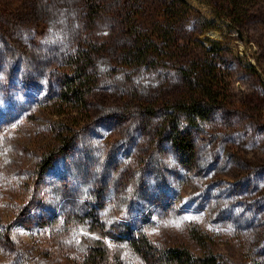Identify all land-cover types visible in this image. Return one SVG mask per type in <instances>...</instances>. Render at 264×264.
I'll return each instance as SVG.
<instances>
[{
    "label": "rangeland",
    "instance_id": "374dc122",
    "mask_svg": "<svg viewBox=\"0 0 264 264\" xmlns=\"http://www.w3.org/2000/svg\"><path fill=\"white\" fill-rule=\"evenodd\" d=\"M185 1L157 36L165 0H0V264H156L173 248L264 264V0ZM91 5L114 14L89 22ZM124 15L158 37L156 66L123 60ZM73 53L96 74L74 118L56 115ZM200 63L221 99L190 124L167 109ZM185 131L192 157L172 143Z\"/></svg>",
    "mask_w": 264,
    "mask_h": 264
},
{
    "label": "trees",
    "instance_id": "16d2710c",
    "mask_svg": "<svg viewBox=\"0 0 264 264\" xmlns=\"http://www.w3.org/2000/svg\"><path fill=\"white\" fill-rule=\"evenodd\" d=\"M120 1L126 2V0ZM226 8L228 11H232L234 9V2L229 1ZM188 9L189 6L185 0H165L164 21H157L155 34L157 36L160 34V29L163 28L164 22L166 23L165 27L167 29L168 27L170 28L168 30L169 34L174 23L183 18L187 14ZM113 14L112 11L105 10L101 6L93 7L91 5L87 11V18L89 22H92L98 16ZM122 21L124 32L129 35L132 41L129 49L121 51L123 60L132 66V68L156 66L158 64L156 57L161 55L158 37L155 39L152 35L139 31L134 19L128 15H124ZM37 28L39 29L38 33H40L43 28L40 21L36 23ZM64 61L69 71L68 73H64L60 80L59 107L56 115L74 118L81 112V109L86 112L87 104L85 97L90 95L95 85L96 74L88 71V68L92 66V61L83 54L73 53L67 56ZM201 70V63L193 65L189 70L179 69L185 82L186 94L184 98L168 107L167 112L171 117L181 115L187 121L192 119L193 121H189L192 124L196 120L195 117H200L202 120L206 119L210 110L218 104L221 99V95L219 94L221 88L215 79L206 77L207 74ZM171 139L173 145L181 153L192 157L194 148L188 132L185 131L179 137H172ZM191 235L197 238L195 233H191ZM129 244L143 258L147 257L146 253L148 252V248L150 249V244L147 243L144 237H139L137 241L130 239ZM142 247L145 249L142 250ZM151 255V259L155 260L156 264H226L215 255L207 254L203 257H194L187 250L180 248L166 249L158 255L153 253Z\"/></svg>",
    "mask_w": 264,
    "mask_h": 264
}]
</instances>
